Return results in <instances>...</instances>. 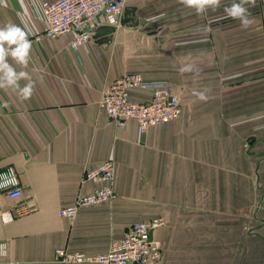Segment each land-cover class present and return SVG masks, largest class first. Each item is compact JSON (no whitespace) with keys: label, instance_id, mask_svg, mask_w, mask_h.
<instances>
[{"label":"crops","instance_id":"1","mask_svg":"<svg viewBox=\"0 0 264 264\" xmlns=\"http://www.w3.org/2000/svg\"><path fill=\"white\" fill-rule=\"evenodd\" d=\"M41 1L53 0H0V27L32 40L28 66L9 63L34 82L29 99L0 88V171L12 166L38 207L0 219V264H97L63 263L55 251L106 253L133 222L157 218L160 264H264V0L245 5L247 28L226 17L233 0L204 13L180 0H126L121 26L100 27L77 57L71 33L42 35ZM125 74L172 85L179 117L144 135L133 121L117 127L99 99ZM109 159L116 199L62 218L101 186L84 175ZM13 203L0 190V211Z\"/></svg>","mask_w":264,"mask_h":264},{"label":"built area","instance_id":"2","mask_svg":"<svg viewBox=\"0 0 264 264\" xmlns=\"http://www.w3.org/2000/svg\"><path fill=\"white\" fill-rule=\"evenodd\" d=\"M40 9L46 25L42 35L55 38L71 33L69 49L77 57L81 48L88 47L100 27L121 26L126 0L41 1ZM29 40L32 42L31 39ZM133 89H146L151 92V96L144 102H135L130 98ZM99 108L117 127L124 128L133 121L140 135H144L151 127L171 123L181 114V102L172 85L164 81H146L136 74H125L105 86L101 90ZM114 173L115 162L110 159L87 171L83 181L99 183L101 186L89 194L78 196L72 205L61 208L59 215L73 220L80 208L115 200ZM0 190L14 202L9 210L0 211V219L3 223L37 210L36 201L23 190L18 174L12 166L0 171ZM161 225L163 220L159 218L147 222H133L122 239L114 242L106 253L71 254L64 249H57L55 254L63 263L160 264L162 248L153 238L152 232ZM7 255V243L2 241L0 258H6Z\"/></svg>","mask_w":264,"mask_h":264},{"label":"clouds","instance_id":"3","mask_svg":"<svg viewBox=\"0 0 264 264\" xmlns=\"http://www.w3.org/2000/svg\"><path fill=\"white\" fill-rule=\"evenodd\" d=\"M188 8H194L197 13H204L208 9L216 11L220 7L221 0H180ZM245 5L255 6V0H233V3L224 8L226 17L237 19L241 27L247 28L252 24L249 19L251 13ZM32 42L21 27L8 23L0 27V88L18 89L21 99L31 98L34 90L32 82L26 71H17L9 58L21 68H26L29 63ZM28 80L24 87H20L19 81Z\"/></svg>","mask_w":264,"mask_h":264}]
</instances>
